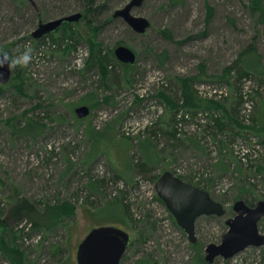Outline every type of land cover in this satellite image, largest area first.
I'll list each match as a JSON object with an SVG mask.
<instances>
[{"label": "rangeland", "instance_id": "rangeland-1", "mask_svg": "<svg viewBox=\"0 0 264 264\" xmlns=\"http://www.w3.org/2000/svg\"><path fill=\"white\" fill-rule=\"evenodd\" d=\"M129 1L95 0L84 10L80 0H0V51L18 55L25 44L33 48V61L13 70L8 84H0V264H77L78 245L100 225L131 236L120 264H203L206 245L220 243L225 220L234 216L243 172L224 175L234 160L229 153L215 168L197 140L175 139L173 117L182 105L218 112L228 124L226 134L238 127L240 73L264 83V18L251 13L249 0H144L132 14L151 26L139 35L121 18H113ZM74 13H82L79 22L32 38L39 22ZM65 39L75 43L74 50L56 49ZM118 46L135 52L133 65L117 61ZM77 49L87 52L80 66ZM92 49L107 55L105 75L94 63ZM183 82L192 88L223 86L228 96L224 101L202 100L194 91L186 96ZM174 93H182L179 104ZM81 105L93 106L84 120L74 114ZM254 105L256 132L264 137V98L255 99ZM147 129L158 131L166 142L149 144L143 134ZM147 155L157 160H152V179L166 169L205 188L225 208L222 218L197 219L200 247L191 246L158 197L138 200L126 210L120 200L91 187L106 176L132 186L136 160ZM259 169L264 173V164ZM194 173L201 178L207 173L208 187L193 181ZM220 178L232 183L228 193L214 188L213 181ZM109 191L119 192L114 187ZM90 196L103 204H94ZM30 205L60 206L62 224L53 232L18 220ZM258 229L264 235V218ZM213 264H264V247H249Z\"/></svg>", "mask_w": 264, "mask_h": 264}, {"label": "water", "instance_id": "water-1", "mask_svg": "<svg viewBox=\"0 0 264 264\" xmlns=\"http://www.w3.org/2000/svg\"><path fill=\"white\" fill-rule=\"evenodd\" d=\"M144 0H130L123 8L114 12L113 18H121L135 33L142 35L150 28V22L141 16L132 14L133 9L142 5ZM82 13H74L47 22H39L31 33L32 38L59 31L65 25L79 22ZM114 55L120 63L133 65L136 54L126 46H118ZM11 73L6 71L4 82L11 79ZM77 119H85L90 114L88 106L75 108ZM157 197L175 219L177 225L187 235L191 244L197 242L195 234L196 221L200 217L222 218L226 210L211 194L190 183H187L170 171L163 172L154 183ZM234 216L225 220L227 230L222 234L219 244L206 245L205 262L213 264L216 259L229 260L249 247H264V235L258 229L259 222L264 218V201L260 200L254 207H249L243 200L232 205ZM131 236L124 230L114 226L93 228L78 245L76 251L77 264H120L129 248Z\"/></svg>", "mask_w": 264, "mask_h": 264}, {"label": "trees", "instance_id": "trees-1", "mask_svg": "<svg viewBox=\"0 0 264 264\" xmlns=\"http://www.w3.org/2000/svg\"><path fill=\"white\" fill-rule=\"evenodd\" d=\"M80 2L84 6L83 8H85L84 10H86V9L91 8L92 5H94L95 0H80ZM249 9L251 13L258 14L259 18H264V8L262 5V0H249ZM260 20L264 22V20L262 19ZM65 26L70 27L71 25H68V26L65 25ZM54 46L56 47L58 51H61V52H66L72 49L74 50L76 47L75 43L70 41V39H65L63 44L59 42L58 44H55ZM92 53L94 56V60H96L94 61V63L96 62L97 65L101 66V71L103 75H105V69H107V67L109 66V60L107 58V55H102L100 50L95 51V49H92ZM251 66L257 67L258 64L251 61ZM238 78L239 80L237 84V88H238L237 96L239 98V106H238V118L236 120L237 121L236 125H238V127L236 126L232 130H230L229 133L226 134L224 133V131L228 127V124H225L224 122L225 119H223L221 115H219L218 112L213 111V110H206V109H197V110L191 111V110L183 109L184 107L181 105L182 104L181 103L180 104L181 108L177 109L173 117L172 135L175 137V139H181V138L188 137V138L197 140L204 150L206 147L207 149L210 150L211 153L209 152L208 154L206 152L210 157H211V154L215 155L214 152L220 154L219 160L221 159L222 156H225V154L229 153V155L234 160L233 162L229 160L227 171H225L226 173L224 175H226L228 172L231 175H238L239 177L241 171L243 172L244 174L243 179H238V178L237 179L242 181L243 186L246 189L244 188L240 189L237 199L243 200L245 204L248 205L249 207H254L258 203V199L255 197L254 193H256L259 197L261 195L259 194L260 190L264 191V173L259 169V165L264 164V152L260 150L258 155H254L255 159L249 162L248 160H244L242 159L241 156L237 155L236 150L237 148H239L240 150H245V148L240 143V141H238L239 140L238 137L249 138L248 136L249 134L247 133L248 131H251L259 135L261 137V140L262 138L264 139L263 136H261L258 132H256L257 128L255 127L254 119L252 118V116L247 115L244 112L245 110L244 107H245L246 102L248 103L252 102L253 107H255L254 105L255 99H258L260 97L264 98V83L256 84L255 81H253L252 77L250 76V73H246V72L240 73ZM188 83L189 82H183V85H182L183 95L187 96L189 95L190 92L194 91L193 93H195L198 98L202 100H208V97L202 93V91L204 90L203 88H199V87L192 88V86ZM245 86H248V87H245ZM182 93H180L181 97L180 95L178 97V95L174 93L176 100H178V104L182 102L181 101L183 98ZM227 96L228 95L222 96L220 101H224L227 98ZM210 101H213V99H210ZM89 107H90L89 109L91 110V107L93 106H89ZM247 117H249L251 120L252 124L250 126H247L248 124H246L247 122L245 121V119ZM238 128L240 131L238 130ZM143 134H146L147 137L145 138L149 144L151 142L152 143L155 142L158 145V143L162 144L166 142L164 141L160 133H158V131L156 130L151 132L150 129H147V133H143ZM152 160L157 161L153 157L151 159L150 156L148 155L145 156V159H142L141 161L136 160L137 164L135 166L137 167V170H136L137 175L132 179V183H133L132 186H135L134 188L127 187V185L129 184L124 179L122 178L119 179L118 177H111V176L102 177L103 179L101 180L91 182V187L94 190L98 189L101 192L107 193L108 196L114 200H120V202L126 207V210L132 209V206H134L135 203L137 202L136 201L137 193L133 190L138 189V186L141 183H144V182L154 183L155 180H157V178L159 177V176L154 177L153 179L150 177V174L152 172L151 169L153 167ZM236 160L238 161V163ZM233 163H235V167L233 170H231V165ZM216 165H214L215 168H216ZM165 171L166 169H163L161 173ZM252 175H254V178L260 181H257V183L252 182L251 181L252 179L250 178ZM178 177L180 178L181 176H178ZM192 179H194V177H192ZM119 180L124 181L125 184L123 187H121V185L118 184L117 181ZM209 182H211V178L206 179L205 181L198 180V182L196 183H200L201 185L208 187ZM192 185L200 189H203V190L205 189V188L199 187V185H196V184H192ZM111 187H114L117 191H119L118 194L113 195V193L109 191ZM252 191L254 193H252ZM262 194H264V192ZM86 195H85V198H87ZM90 197L88 198L90 199ZM91 198L92 199L90 200H92L94 204H97V205L99 203L103 204L101 200H97L95 196H92ZM108 200H106V202ZM43 207H44L43 209H38L36 205L27 206L25 210L22 212L21 216H19L18 220H27L29 221L31 225H34V227H37L36 229L47 228L55 232V230L57 229V226L59 225V222L60 224H62V218L60 217V213L62 214V212H61V209L58 208L60 206L50 207V206L44 205ZM113 209L115 212H117L115 210L117 208L113 207L112 210ZM191 246H193L194 248H197V247H200V244L196 242L195 244H192ZM203 264H205L204 260H203Z\"/></svg>", "mask_w": 264, "mask_h": 264}, {"label": "built area", "instance_id": "built-area-1", "mask_svg": "<svg viewBox=\"0 0 264 264\" xmlns=\"http://www.w3.org/2000/svg\"><path fill=\"white\" fill-rule=\"evenodd\" d=\"M76 53H77L76 63H77V65L80 66L83 63V59L87 56V52L85 50H82V49H77ZM198 87L204 89L202 91V93L205 94L208 97V99L219 100L222 98V96L228 95V91H227L226 87H223V86L215 87V86L199 85ZM245 87H248V86H245ZM244 108H245L244 112L247 115L252 116L253 103L252 102H250V103L246 102ZM245 121L247 122L246 124H248L247 126L251 125V120L249 117H247L245 119ZM247 130H248V128H247ZM247 133L249 134L248 135L249 138L238 137L239 138L238 141H240V143L243 145L245 150H240L239 148H237L236 153H237V155L241 156L242 159L248 160L249 162H251L255 159L254 155H258L260 150H262L264 152V140L263 139L261 140V138H259L257 135H255L251 131H248ZM205 150L209 154L210 150L207 149V147L205 148ZM214 153H215V155L211 154L210 158H212L214 160V162H216L219 159L220 154H218L216 152H214ZM223 153H225V152H223ZM237 163H238V161H237ZM234 167H235V163H233L231 165V170H233ZM177 171L180 173L179 169H177ZM229 175H230V173H229ZM194 176H195V180H199L201 178L200 175L197 173H194ZM208 176L209 175L207 173L204 174V177H208ZM224 177H226V176H224ZM250 178L252 179L251 181L254 183H257V181H260L256 178H254V175H252ZM219 180H216L213 184L214 188H216V190L218 191L217 193H221V194L228 193L229 190L232 189V186H233L232 183L229 182L226 178H220ZM135 181H136V179H135ZM117 182L119 185H121V187H123L125 184L124 181H122V180H119ZM127 187L134 188L135 186L127 185ZM259 188H261V187H259ZM133 191H135L137 193V195H136L137 200L136 201H138V200L141 201V200H145V199L148 200V199H152L154 197L153 185L150 182L141 183L138 186V189H135ZM263 192H264L263 190H260L259 194H261L264 197V194H262ZM143 193H146V198L145 197L143 198V196H142ZM114 194L116 195V192H114ZM30 225H28V226H30Z\"/></svg>", "mask_w": 264, "mask_h": 264}, {"label": "clouds", "instance_id": "clouds-1", "mask_svg": "<svg viewBox=\"0 0 264 264\" xmlns=\"http://www.w3.org/2000/svg\"><path fill=\"white\" fill-rule=\"evenodd\" d=\"M33 61V48L25 44L24 50L18 55H11L7 51H0V82H4L5 73H11L18 67H27Z\"/></svg>", "mask_w": 264, "mask_h": 264}, {"label": "bare ground", "instance_id": "bare-ground-1", "mask_svg": "<svg viewBox=\"0 0 264 264\" xmlns=\"http://www.w3.org/2000/svg\"><path fill=\"white\" fill-rule=\"evenodd\" d=\"M260 173V172H259Z\"/></svg>", "mask_w": 264, "mask_h": 264}, {"label": "crops", "instance_id": "crops-1", "mask_svg": "<svg viewBox=\"0 0 264 264\" xmlns=\"http://www.w3.org/2000/svg\"><path fill=\"white\" fill-rule=\"evenodd\" d=\"M92 229V228H91Z\"/></svg>", "mask_w": 264, "mask_h": 264}]
</instances>
